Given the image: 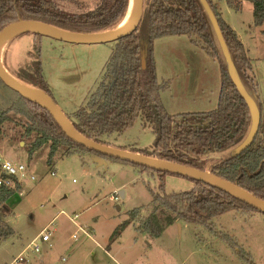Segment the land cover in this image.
Segmentation results:
<instances>
[{"label":"rangeland","instance_id":"374dc122","mask_svg":"<svg viewBox=\"0 0 264 264\" xmlns=\"http://www.w3.org/2000/svg\"><path fill=\"white\" fill-rule=\"evenodd\" d=\"M144 1L146 8L152 0ZM214 1L244 36L258 83V101L264 105V23H254L251 1L245 0L241 11L228 10L226 0ZM57 2L68 12H80L93 8L97 0ZM178 39L166 36L154 42L160 62L157 76L160 81H169L164 92L170 101L181 99L183 95L174 89L180 90V81L187 76L182 61L174 58L178 55H169L171 48H179ZM36 48L39 56L30 55ZM114 48V42L74 44L23 33L9 41L2 64L14 76L20 72L32 79L35 63L40 60L44 86L64 112L71 114L97 89ZM179 74L181 79L177 80ZM197 90L189 95L199 99L202 94ZM18 96L0 80V106H10ZM213 106L207 104L204 107L208 109L203 110L216 108ZM21 131L20 126L6 123L0 139V153L26 166L25 175L19 176L22 190L5 203L8 210L4 219L12 233L0 240V264L12 262L47 227L54 231L50 241L42 242L41 250L31 254L28 262L15 264H264V212L231 209L206 224L175 222L159 236L140 230L134 221L121 227L133 209L141 208L142 215L151 213L154 193L190 191L193 181L175 173L161 176L111 157L100 164L92 152L67 155L63 148L50 163V145L46 143L30 155L33 138L23 137ZM105 140L117 148L149 153L156 133L142 110L132 127ZM210 155L203 159L211 171L221 155ZM115 196L119 198L115 200Z\"/></svg>","mask_w":264,"mask_h":264},{"label":"trees","instance_id":"16d2710c","mask_svg":"<svg viewBox=\"0 0 264 264\" xmlns=\"http://www.w3.org/2000/svg\"><path fill=\"white\" fill-rule=\"evenodd\" d=\"M209 1L218 17L243 82L249 91L256 93L258 83L244 44L236 30L222 18L212 1ZM244 1L226 0L227 5L235 11L242 10ZM248 1L253 3L254 23L262 25L264 0ZM128 6L129 0H97L93 8L68 12L57 0H0V31L20 18L42 21L77 32L104 31L118 26L123 21ZM185 34L191 36L196 44L201 45L219 61L222 87L216 108L209 111L171 114L162 100V93L170 83L168 80L158 79L154 42L164 36ZM35 36L38 38L42 35ZM114 43L115 48L106 63L105 74L97 89L85 104L67 114L76 128L88 138L110 145L105 138L132 127L144 110L154 125L156 141L152 152L141 153L203 170L207 167V160L203 157L218 152L221 158L211 171L238 183L264 199V105L258 101L262 119L254 142L237 157H230L229 150L241 142L249 130L250 111L227 71L213 27L200 0H152L145 8L137 31ZM33 53L39 56V49L29 52L30 55ZM143 60L146 62L145 68ZM42 71L38 60L33 69L32 79L24 73L15 74L52 96L51 91L44 86ZM6 123L20 126L23 137L33 138L29 145L30 155L48 143L50 163L63 148L67 155L92 152L96 156L132 163L141 170L156 171L161 176L164 173H171L88 149L68 137L48 109L20 95L10 106H0V139ZM180 176L193 181L192 190L169 195L154 193L151 213L142 215L141 208L133 209L130 212V219L121 227L134 221L138 223L140 230L152 236H159L165 228L175 222L206 224L213 217L231 209L260 211L211 184L192 177ZM0 177L9 178L1 172ZM12 179L15 186L0 185V240L12 233V229L4 221V212L7 209L5 203L14 192L23 188L17 177Z\"/></svg>","mask_w":264,"mask_h":264},{"label":"water","instance_id":"95a60500","mask_svg":"<svg viewBox=\"0 0 264 264\" xmlns=\"http://www.w3.org/2000/svg\"><path fill=\"white\" fill-rule=\"evenodd\" d=\"M200 2L205 12L207 13L208 18L213 27L215 37L220 48V52L226 65L227 71L240 95L247 103L250 111L251 123L246 136L241 142H239L228 152L230 157H237L254 142L261 126L262 112L258 102V96L255 92L249 91V89L242 80V77L234 62L229 45L223 34L218 17L214 12L210 1L200 0ZM130 3L131 0H129V6ZM144 11L145 1L134 0V15L128 25L121 29H117L116 26L114 28L98 32L71 31L42 21L27 20L20 18L17 21L9 23L0 31V45L11 34H14V36L12 37L13 39L15 36L23 33H32L42 36H49L58 40L74 44H101L114 42L119 39L128 37L132 35L135 31H137L143 19ZM145 67L146 62L145 60H143V68ZM0 80L8 88L12 89L20 96L48 109L53 114V116L60 124L64 132L68 135V137H70L77 143L86 146L88 149L94 150L103 155L112 156L125 161H131L159 171L176 173L204 181L208 184H211L217 188L228 192L229 194L264 212V199L259 198L254 193L241 187L238 183L222 178L210 170H202L179 162L160 159L156 156H149L139 151H131L129 149L117 148L115 146L100 143L95 141L94 139L88 138L85 134H83L76 128L72 120L56 102L54 97H52L45 90L37 86H30L24 80L18 78L17 76H14L11 72H9L6 67L1 64V62ZM95 160L100 164L106 163L104 157L99 155L95 156ZM120 194L122 197H124V191H120ZM178 224L180 225V222Z\"/></svg>","mask_w":264,"mask_h":264},{"label":"crops","instance_id":"0c3cea01","mask_svg":"<svg viewBox=\"0 0 264 264\" xmlns=\"http://www.w3.org/2000/svg\"><path fill=\"white\" fill-rule=\"evenodd\" d=\"M211 1L216 6L222 18L234 30H236L239 39L245 46L244 36L238 30L239 28L237 29L236 26H234L233 23L229 20V18L225 16L224 10H222L221 6L217 2H215L214 0H211ZM230 9L231 8L228 6V10ZM169 36H177V38H179L178 40H180L179 48L178 49L171 48L169 55L170 54L178 55V56H174V58L178 60V62L182 61V63L184 64V70H187L186 71L187 76L185 77V79L180 81L181 83L180 90L179 88L177 89L176 87H175L176 89H174L176 93L183 95L182 97H180L181 99L174 98L170 101V100H167V96L165 92L163 93V95L166 96L164 100V97L162 95V100H163V103L166 109L167 107L169 109L173 108L172 112L167 109L168 112L171 114L178 113V112L180 113L200 112V111H204L203 109H208V108H205L207 107V104L211 106L214 105L213 107H217L219 103V96H220L221 87H222V70H221V65L219 61L215 59L214 57H212L210 54H208V52L204 48H202L201 45L196 44L192 40L191 36L186 35V34L185 35H169ZM159 39L160 38L156 40H159ZM170 42H174V41H170ZM245 49H246V46H245ZM246 52H247V49H246ZM154 54H155L156 67H157V73H158L160 62L157 58L155 46H154ZM179 79H181L180 74L177 76V80ZM196 88H198L197 91L199 92V94H202L201 97L197 96L199 99H197L196 97L194 98L192 94L189 95V93H193ZM256 95L258 96L257 92H256ZM214 97H216V99ZM7 210L8 209H6L4 212L5 216H6Z\"/></svg>","mask_w":264,"mask_h":264},{"label":"built area","instance_id":"2783aa9c","mask_svg":"<svg viewBox=\"0 0 264 264\" xmlns=\"http://www.w3.org/2000/svg\"><path fill=\"white\" fill-rule=\"evenodd\" d=\"M26 166L24 164H16L13 161L7 159L0 153V172L9 176V178L4 179L0 177V185L7 184L9 186H14V181L12 177H17L25 175ZM33 178V177H32ZM20 180V179H19ZM119 197L115 196L114 199L117 200ZM54 231L50 230L49 227L42 230L28 245L27 249L21 251L15 259L9 264H15L18 262H28L31 254L37 253L41 250V243L48 242L51 239ZM27 251H30L27 253Z\"/></svg>","mask_w":264,"mask_h":264},{"label":"bare ground","instance_id":"6f19581e","mask_svg":"<svg viewBox=\"0 0 264 264\" xmlns=\"http://www.w3.org/2000/svg\"><path fill=\"white\" fill-rule=\"evenodd\" d=\"M133 15H134V0H131L128 12L125 15L123 21L117 26V29H121V28L125 27L126 25H128L130 23ZM13 36H14V34H11L10 36H8L0 45V62H1V64L3 62V58H4V54H5V50L7 48V45Z\"/></svg>","mask_w":264,"mask_h":264}]
</instances>
